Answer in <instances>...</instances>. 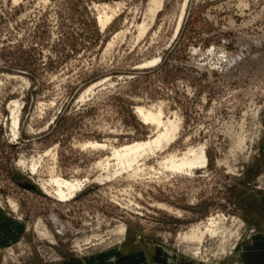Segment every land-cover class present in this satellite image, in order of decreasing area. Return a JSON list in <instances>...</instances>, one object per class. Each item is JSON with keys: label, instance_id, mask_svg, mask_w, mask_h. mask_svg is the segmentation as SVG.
Returning <instances> with one entry per match:
<instances>
[{"label": "rangeland", "instance_id": "rangeland-1", "mask_svg": "<svg viewBox=\"0 0 264 264\" xmlns=\"http://www.w3.org/2000/svg\"><path fill=\"white\" fill-rule=\"evenodd\" d=\"M152 3L0 0V264L116 245L233 264L264 225V0ZM140 109L176 138L122 170L116 149L164 129ZM190 149L205 166L162 167ZM53 176L84 186L60 200Z\"/></svg>", "mask_w": 264, "mask_h": 264}, {"label": "bare ground", "instance_id": "bare-ground-1", "mask_svg": "<svg viewBox=\"0 0 264 264\" xmlns=\"http://www.w3.org/2000/svg\"><path fill=\"white\" fill-rule=\"evenodd\" d=\"M152 5L150 11L155 13L160 7L162 6L163 0H152ZM111 19V16H108L106 14L105 16H100L99 22L101 23H107L108 20ZM143 27V26H142ZM142 32H144L142 30ZM18 104L17 101L15 105ZM13 110V109H12ZM15 110V109H14ZM141 114L143 115V118L146 121H151L152 123H157L159 127L164 126L163 130H159L158 134L155 136V139L153 140H146L141 142H135L131 144H126L125 146L116 149L114 154L117 160V166L122 170H129V169H135V170H141L140 166L135 167V163L138 164V159L144 155L152 153L154 154L156 149L163 148L164 145L169 144L170 141L175 139L176 131L178 129V126L176 122L169 121L164 122L162 119L163 112L160 111L158 113H152L149 111H144L143 109H140ZM17 113V112H16ZM15 114V113H14ZM16 115V116H15ZM14 115V127L18 126V117L17 114ZM15 130V129H14ZM18 132L15 130V134ZM165 143V144H164ZM96 146H101L99 143L96 144ZM110 161V160H109ZM107 161L106 164L103 162H100V165L103 167H109L110 162ZM207 163V155L206 152L203 149H200L198 151L189 150V152L185 153L184 157L178 158L176 155H170V157L166 158L162 163V167L168 169V170H174L176 172L180 173H192V171L195 168H200L201 166H205ZM21 165L25 167L26 162H21ZM35 167V164H34ZM34 167L32 166L33 170ZM50 182L47 185L54 186L52 190L49 189V187L42 183V188L45 192L50 193L55 198L60 200H70L72 197H75L77 192L82 189L84 186L83 181L79 180H65L61 177H52ZM44 182V181H43ZM61 224V223H60ZM63 226V225H62ZM64 227V226H63ZM207 232L211 234H216V230H213L212 228H208ZM199 231L193 232V234H187L186 236L182 237L185 239L192 238L194 236L197 237V234ZM205 233L202 231V235ZM203 239V238H202ZM202 241V240H201Z\"/></svg>", "mask_w": 264, "mask_h": 264}, {"label": "crops", "instance_id": "crops-1", "mask_svg": "<svg viewBox=\"0 0 264 264\" xmlns=\"http://www.w3.org/2000/svg\"><path fill=\"white\" fill-rule=\"evenodd\" d=\"M264 149V138L262 140ZM264 201V190H263ZM255 225V224H253ZM257 225V224H256ZM257 230L250 234L246 242H239L232 256L235 258L233 264H264V225L254 226ZM116 249V250H115ZM115 250V251H114ZM58 264H205L193 257L182 254H171V252L159 246L151 253L147 248L124 250L121 245L91 255L87 259H72Z\"/></svg>", "mask_w": 264, "mask_h": 264}]
</instances>
